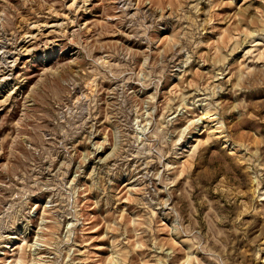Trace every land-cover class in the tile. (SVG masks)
<instances>
[{
  "label": "rangeland",
  "instance_id": "rangeland-1",
  "mask_svg": "<svg viewBox=\"0 0 264 264\" xmlns=\"http://www.w3.org/2000/svg\"><path fill=\"white\" fill-rule=\"evenodd\" d=\"M0 264H264V0H0Z\"/></svg>",
  "mask_w": 264,
  "mask_h": 264
}]
</instances>
